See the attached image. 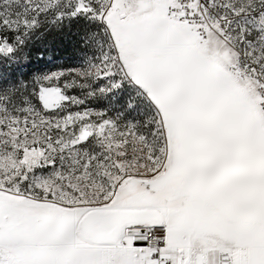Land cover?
I'll return each instance as SVG.
<instances>
[{"label":"snow or ice","instance_id":"snow-or-ice-1","mask_svg":"<svg viewBox=\"0 0 264 264\" xmlns=\"http://www.w3.org/2000/svg\"><path fill=\"white\" fill-rule=\"evenodd\" d=\"M0 264H264V0H0Z\"/></svg>","mask_w":264,"mask_h":264}]
</instances>
